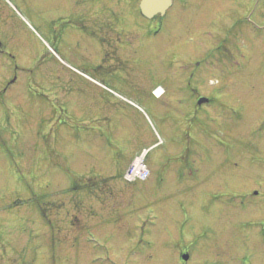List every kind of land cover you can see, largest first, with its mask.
Here are the masks:
<instances>
[{
    "label": "rangeland",
    "instance_id": "rangeland-1",
    "mask_svg": "<svg viewBox=\"0 0 264 264\" xmlns=\"http://www.w3.org/2000/svg\"><path fill=\"white\" fill-rule=\"evenodd\" d=\"M199 1L0 0V264H264V0Z\"/></svg>",
    "mask_w": 264,
    "mask_h": 264
},
{
    "label": "water",
    "instance_id": "water-1",
    "mask_svg": "<svg viewBox=\"0 0 264 264\" xmlns=\"http://www.w3.org/2000/svg\"><path fill=\"white\" fill-rule=\"evenodd\" d=\"M169 5V0H142L141 10L143 14L147 17H151L156 13H164L166 8ZM206 98H200L198 104H202L207 102ZM184 260L188 258L187 255L182 256Z\"/></svg>",
    "mask_w": 264,
    "mask_h": 264
},
{
    "label": "flooded vegetation",
    "instance_id": "flooded-vegetation-1",
    "mask_svg": "<svg viewBox=\"0 0 264 264\" xmlns=\"http://www.w3.org/2000/svg\"><path fill=\"white\" fill-rule=\"evenodd\" d=\"M204 1L205 0H203V2ZM71 2H72L73 5H77L78 3L79 4L80 3H86V2H88L90 5H92L93 0H82L81 2H80V0H71ZM141 2H142V0H140L139 8H140V5H141ZM201 2H202V0H201ZM175 3H176V0H172V5H174ZM159 19H160V17L158 15H156V16L153 17V19L151 21L159 20ZM68 22H70V20ZM70 24H75V22L73 20H71ZM83 26H85V25H83ZM118 40H119V38H118ZM184 252H186V251L184 250ZM184 252L183 251L182 252L180 251V254L181 253H184ZM180 264H183V263L180 262ZM184 264H187V263H184Z\"/></svg>",
    "mask_w": 264,
    "mask_h": 264
},
{
    "label": "bare ground",
    "instance_id": "bare-ground-1",
    "mask_svg": "<svg viewBox=\"0 0 264 264\" xmlns=\"http://www.w3.org/2000/svg\"><path fill=\"white\" fill-rule=\"evenodd\" d=\"M137 163H138V164L140 163V160H139V159H138ZM138 164L134 165L135 167L132 168V170L130 171V175H131V176H135V172H136V170H137V168H138Z\"/></svg>",
    "mask_w": 264,
    "mask_h": 264
},
{
    "label": "trees",
    "instance_id": "trees-1",
    "mask_svg": "<svg viewBox=\"0 0 264 264\" xmlns=\"http://www.w3.org/2000/svg\"><path fill=\"white\" fill-rule=\"evenodd\" d=\"M78 181V179H74L73 180V184H72V189L71 190H75V189H77L78 188V186H79V183L77 182Z\"/></svg>",
    "mask_w": 264,
    "mask_h": 264
}]
</instances>
